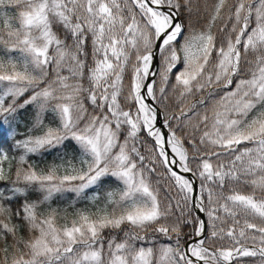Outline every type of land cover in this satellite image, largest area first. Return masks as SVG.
<instances>
[{
  "label": "snow or ice",
  "instance_id": "obj_1",
  "mask_svg": "<svg viewBox=\"0 0 264 264\" xmlns=\"http://www.w3.org/2000/svg\"><path fill=\"white\" fill-rule=\"evenodd\" d=\"M0 264H264V0H0Z\"/></svg>",
  "mask_w": 264,
  "mask_h": 264
},
{
  "label": "trees",
  "instance_id": "obj_2",
  "mask_svg": "<svg viewBox=\"0 0 264 264\" xmlns=\"http://www.w3.org/2000/svg\"><path fill=\"white\" fill-rule=\"evenodd\" d=\"M202 23H203V21H202ZM54 155H55V154H53V156H49L45 161H43V162L41 163V166H44V165L47 164V163H51L52 160H53V158H54Z\"/></svg>",
  "mask_w": 264,
  "mask_h": 264
}]
</instances>
